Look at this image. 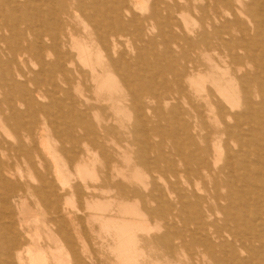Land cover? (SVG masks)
<instances>
[{
    "label": "bare ground",
    "instance_id": "1",
    "mask_svg": "<svg viewBox=\"0 0 264 264\" xmlns=\"http://www.w3.org/2000/svg\"><path fill=\"white\" fill-rule=\"evenodd\" d=\"M222 136L239 147L220 165ZM263 159L264 0H0V264H261L263 229L199 205L254 185ZM141 167L195 180L192 216L154 188L143 210Z\"/></svg>",
    "mask_w": 264,
    "mask_h": 264
},
{
    "label": "rangeland",
    "instance_id": "2",
    "mask_svg": "<svg viewBox=\"0 0 264 264\" xmlns=\"http://www.w3.org/2000/svg\"><path fill=\"white\" fill-rule=\"evenodd\" d=\"M168 4L171 3L172 0H167ZM172 18H175L176 15V10L175 9H170V14H169ZM174 31L176 33H180L178 30H176L175 26H174ZM185 36H188L190 39V35L188 34V32H185ZM127 42V41H126ZM172 47V46H171ZM169 47V48H171ZM122 48V47H121ZM173 49V48H171ZM169 49V50H171ZM192 49L191 45L187 46V52H190V50ZM167 77H169V74H167ZM86 95L89 98H94L95 94L92 92H85ZM188 98L190 99L191 102H193V97L188 96ZM173 103V101H172ZM161 109L162 110H166L168 109L166 106L162 104H160ZM204 112V111H203ZM149 114V113H148ZM184 118H187V115L183 114L182 115ZM149 119L151 121H154V117L149 114L148 115ZM203 125H204V131H202V133L204 134L205 132L208 133V137H207V142H211V139H214V134L213 132L215 131V127L213 126L212 123H210L209 121L206 120V113H204L203 116ZM122 118L124 120H127V117H123ZM157 124H159L160 126V131L158 132H152L153 134H151V141H157L159 139H161V137L164 136V134H166L169 129L167 128L166 122L163 119H158ZM150 124V123H149ZM225 136H222V141L220 143H222L223 145V154H222V160H221V164H223V162L225 161V154L226 152H234L235 150L238 149V144H233V143H225L226 141L224 140ZM216 141V140H214ZM194 148H187L186 152L187 154L189 153H195V151L193 150ZM164 154H168L170 149L169 146H167L165 144V141L163 142V146L160 149ZM152 155H154V152L151 153ZM249 157L254 158V155L250 154ZM260 167L261 169H263L264 172V159L262 161H259V164H257V168ZM73 167L71 166V171H73L72 169ZM139 173L141 175V179L142 182L144 184H146L147 186V190L144 192L143 196L137 198V202L139 204V206L144 210L145 206H143V204L145 203V200L148 198L150 191L152 190V188H154L156 190V192H161L164 196L165 200H169V203L172 205V209L171 210L173 214L175 213H179L181 214L182 217H186V216H192L193 212L192 209L194 207H197L196 204L199 205V203L196 201V197H192L191 196V192H194L195 189L193 185V182H195V180H193L192 178L188 179L186 175L183 174H178L177 176H175V178H178V180L176 181V183L174 182V180L171 179L172 175H170V173L166 172L164 169L159 170V172L153 171L152 168H147V167H141L139 169ZM253 177L251 178L254 181V185L251 186H238L235 185L236 187L234 188L231 197L229 200H225V201H221L219 204V208H216V206L214 204H212L211 199H208V202L211 204V210L207 209V206L204 207L206 204L203 205H199L200 206V213H202V216H206L209 213L212 214V216H220L217 212L219 211L221 214V209L232 215L234 217V219H236V222H238L239 224L243 225L244 227H249V226H253V227H257V228H261L264 230V177L261 176L262 174L257 175L256 173L252 174ZM235 181V178L233 179V182ZM173 187L171 186V184H173ZM235 183V182H234ZM238 184V183H236ZM256 184V185H255ZM198 186H202V183L200 182V184ZM168 190H180L183 192L184 195L189 197V200H187L185 198V202L183 203V205H178L176 204V198L175 199H168ZM228 188L225 187H221V193L222 194H226L228 192ZM206 194V192H205ZM209 194V193H207ZM75 201L76 204L79 207H83V202L82 200H80L78 198V196H75ZM28 203L30 204L31 201L30 199H28ZM175 204V205H173ZM201 204V203H200ZM148 208L150 209H156L157 206L155 204V202H152L148 204ZM146 209V208H145ZM258 212V215L257 213ZM183 219L178 220V222L176 223L177 227H181L182 221ZM146 221L149 224V226H155L153 225L154 222L155 224L163 229L165 226V221L163 220V218L160 216H155V215H146ZM158 222V223H157ZM160 222V223H159ZM260 224H263L262 227L259 226ZM151 227L150 231H149V236L151 237H157V235H160V230H158L157 228L159 227ZM157 231H156V230ZM154 230V231H153ZM156 231V232H155ZM156 234H155V233ZM88 248L91 249V247L89 246L90 241L88 240ZM152 246L154 249V251H156L158 248H160V246L153 241ZM223 250H225V252L227 253V256L230 257L231 255V251L230 248L228 246L223 247ZM249 256V254L246 251L240 252L238 251V258L241 260H245L247 259ZM98 257V264H108L110 262V258L107 256H104L103 253H98L97 254ZM229 257H226L225 259H230ZM261 264H264V260L261 262Z\"/></svg>",
    "mask_w": 264,
    "mask_h": 264
}]
</instances>
